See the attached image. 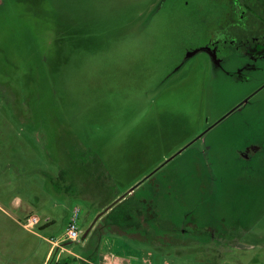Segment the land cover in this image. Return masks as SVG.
Segmentation results:
<instances>
[{
	"label": "rangeland",
	"instance_id": "rangeland-1",
	"mask_svg": "<svg viewBox=\"0 0 264 264\" xmlns=\"http://www.w3.org/2000/svg\"><path fill=\"white\" fill-rule=\"evenodd\" d=\"M192 4L0 0V203L20 201L0 213V264H41L75 207L79 237L56 246L72 264L112 238L133 264L142 250L150 264H264V159L235 160L239 115L190 140L239 94L207 71L161 83L211 7ZM237 131L264 142V123ZM118 203L141 239L108 231L110 209L97 218ZM154 222L152 242L140 228Z\"/></svg>",
	"mask_w": 264,
	"mask_h": 264
},
{
	"label": "flooded vegetation",
	"instance_id": "flooded-vegetation-1",
	"mask_svg": "<svg viewBox=\"0 0 264 264\" xmlns=\"http://www.w3.org/2000/svg\"><path fill=\"white\" fill-rule=\"evenodd\" d=\"M173 1L180 8L190 5V0ZM192 2V5L206 2L211 7L204 9L199 6L206 13L199 14L201 26L193 41L184 45L183 55L162 77L161 83L184 69L182 75L193 71L202 78V73L207 71L212 77H219L220 83L231 85L239 96L207 127L197 132L193 128L189 129L193 131L190 140L204 136L237 113L238 121L232 122L229 128V133L237 140L232 148L235 160L250 164L257 159H264V142L251 133L244 135L237 131L239 127L262 126L264 123V0ZM190 59L193 60L191 66Z\"/></svg>",
	"mask_w": 264,
	"mask_h": 264
},
{
	"label": "crops",
	"instance_id": "crops-1",
	"mask_svg": "<svg viewBox=\"0 0 264 264\" xmlns=\"http://www.w3.org/2000/svg\"><path fill=\"white\" fill-rule=\"evenodd\" d=\"M19 204H20V201L17 202V200H15V201L14 200H11V201L8 200L7 206L2 205L0 203V213L9 217L11 215V213L6 207H10L11 209L18 210ZM50 222H52V220L47 219L44 223L40 224L39 227H44V226L48 225ZM112 233H114L116 235H123V236H125V234H126L128 236V239H136V238L141 239V238H138L136 235L129 233V231H127V230L126 231L113 230ZM91 237H92V235H90V234L87 235L85 242L88 241V238L92 239ZM112 239H113V243L115 244V239L114 238H112ZM112 239H106L105 240V245L103 246L102 250L97 251L96 248H93L94 250L91 253L88 252L86 256H80V255L76 254L74 256V258L79 260L78 261L79 264H120V261L123 264H125V263L133 264V261L138 262V259H137L138 255L134 251H130L127 248H125L124 250H119V251L115 250L114 247L112 249L111 248L112 245H110L111 244L110 241ZM49 243H50V241H49ZM121 243L122 244L120 245L119 241H118V243L115 245L126 246V245H124V242H121ZM56 246H58V245H51L50 246V248L48 249V251L44 257V261L41 264H54L56 261H60V260H68L72 264V262L69 259H65L64 257H62V258L57 257ZM87 247L89 248V250L92 249L91 245H89ZM60 248H61V250H64L65 252H67V250L64 246H61ZM151 255L152 254L150 252L144 253L142 250V256H141L142 263L143 264H150V258L149 257Z\"/></svg>",
	"mask_w": 264,
	"mask_h": 264
},
{
	"label": "trees",
	"instance_id": "trees-1",
	"mask_svg": "<svg viewBox=\"0 0 264 264\" xmlns=\"http://www.w3.org/2000/svg\"><path fill=\"white\" fill-rule=\"evenodd\" d=\"M124 202H126V200ZM131 212H132L131 208H128L125 205H121V204L119 205V203L115 206H111L110 211L106 213L107 219L105 220L104 226L107 227L108 231H111V232L114 230V228H117L118 230H121V231H126L129 226H127L128 223L126 222L124 217L127 214L130 215ZM153 224H155L153 228L147 225V228H144L145 226H142L140 228L141 230L139 229L143 233L151 231L152 232V239H151L152 242L156 240L159 241L160 239H162L164 235L161 234V230H165L161 226L163 225V223H161L160 226L158 225L157 222H154ZM67 242L65 241V243ZM54 264H71V263L68 260H60V261H56Z\"/></svg>",
	"mask_w": 264,
	"mask_h": 264
},
{
	"label": "built area",
	"instance_id": "built-area-1",
	"mask_svg": "<svg viewBox=\"0 0 264 264\" xmlns=\"http://www.w3.org/2000/svg\"><path fill=\"white\" fill-rule=\"evenodd\" d=\"M78 216H79V208L75 207L72 210L69 220L67 222L65 232H64V238H62L60 241L50 239L51 245H58L60 242H63V241H77L79 234H80L79 228L77 226ZM36 223H38V219L33 216L31 218H28L26 223L23 226L29 229V228H32Z\"/></svg>",
	"mask_w": 264,
	"mask_h": 264
},
{
	"label": "water",
	"instance_id": "water-1",
	"mask_svg": "<svg viewBox=\"0 0 264 264\" xmlns=\"http://www.w3.org/2000/svg\"><path fill=\"white\" fill-rule=\"evenodd\" d=\"M182 149H180V150H178L176 153H174L172 156H170L167 160H165L161 165H163L164 163H166L168 160H170L171 158H173L177 153H179L180 151H181ZM146 177H148V175L146 176ZM146 177H144V179L146 178ZM142 181V180H141ZM141 181L140 182H138L136 185H134L132 188H130L129 189V191H127L128 193H131V191L134 189V187L135 186H137V185H139V183H141ZM128 193H126V194H128ZM123 196H119V198H117L116 200H114V203H117L119 200H120V198H122ZM111 208V205L109 206H106L101 212H99L98 213V215H97V218L98 217H100V215H102V213H104V212H106L107 210H109ZM96 218V219H97Z\"/></svg>",
	"mask_w": 264,
	"mask_h": 264
}]
</instances>
